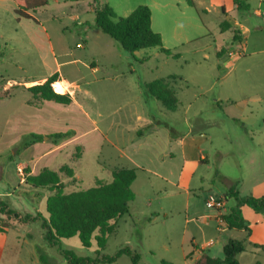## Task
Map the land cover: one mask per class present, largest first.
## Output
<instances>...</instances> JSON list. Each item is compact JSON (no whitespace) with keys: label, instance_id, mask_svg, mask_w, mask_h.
<instances>
[{"label":"rangeland","instance_id":"1","mask_svg":"<svg viewBox=\"0 0 264 264\" xmlns=\"http://www.w3.org/2000/svg\"><path fill=\"white\" fill-rule=\"evenodd\" d=\"M141 1L110 3L118 17H125L128 10L152 3ZM47 2L46 6L31 13L50 36L55 59L41 46L40 27L33 20H22L18 24L11 1L0 0V51L3 53L0 100L4 93L10 94L0 102V191L8 188L13 192L10 203L20 215L40 214L47 218L45 199L51 192L48 188L33 189L26 185L27 175H37L43 169L52 170L58 174L63 191L71 193L93 187L96 180L109 182L113 169L134 168L136 179L132 190L135 199L129 203V213L117 220L115 232L108 237L102 254L110 256L128 246L139 255V264H191L197 252L221 257V243L228 238H240V234L216 227L211 218L216 211L203 203L205 193L217 194L222 190L225 184L220 171L242 176L243 193L251 184L245 179L247 173L252 171L250 182L264 179V32L256 29L260 20L253 13L255 6L248 11H238L236 15L239 35L247 45L243 55L231 68H217L210 50L209 59L201 61L200 66L185 62L199 59L192 51L205 47L207 39L178 46L176 50L184 53L179 59L163 55L158 48L143 49L131 55L95 28L93 10L101 5L98 0ZM189 15L197 17L195 11L185 7L179 17ZM153 18L156 30L161 23L154 9ZM85 35L88 43L79 49L76 44L83 43ZM164 39L169 44L165 35ZM223 39L224 43L231 42L227 35ZM64 51L70 55L64 56ZM91 57L99 67L97 75L110 71L124 73L108 86L94 83L89 96L77 98L83 111L96 121L109 139L115 131L134 125V111L140 100L143 102L140 82L168 81L180 105L174 111H167L160 102L147 99L146 107L173 133L188 137L193 146L188 160H197L200 155L206 157L207 162L194 165L190 179H180V171L185 166L179 148L176 150L175 145L165 142L162 136H147L137 147L131 144L126 149L131 158L127 159L109 142L97 138V133L71 105L36 104V130L42 138L34 146L22 145L25 138L26 143L31 138L16 135L12 117L32 110L23 104L30 94L8 82L38 80L54 72L56 64L61 66L62 73L73 79L83 75L90 79L89 71L81 67V62ZM71 60L77 63L63 67L62 63ZM75 67H79V72ZM172 76L175 79H167ZM66 125H73L72 130L77 128L87 134L75 136V131L64 130ZM64 132L71 134L68 139L50 138ZM227 150L233 154L221 157L220 153ZM169 151L173 153L171 159L166 154L164 162L157 160L158 154ZM249 162L254 163L251 166ZM187 167L193 168V164L188 163ZM227 204L231 205L232 201L227 199ZM2 217V227L10 229L2 264H41L40 255L44 256L46 264H66L56 248L44 242L39 222L22 224L12 217ZM15 236L17 245L14 244ZM210 241L213 243L211 252L205 248V243ZM60 248L71 250L78 257H95L96 244L92 240L91 246L86 248L77 237H71L61 239ZM260 255L247 252L241 254L240 261L249 264ZM113 264L131 263L126 256H120Z\"/></svg>","mask_w":264,"mask_h":264},{"label":"trees","instance_id":"2","mask_svg":"<svg viewBox=\"0 0 264 264\" xmlns=\"http://www.w3.org/2000/svg\"><path fill=\"white\" fill-rule=\"evenodd\" d=\"M16 9L14 13L18 18L35 20L27 12L35 11L47 5V0H14ZM237 11H247L248 5L244 0H234ZM94 26L102 34L112 39L117 46L131 55L143 49L158 48L159 52L173 59H178L179 54L173 53L162 45L161 37L151 28V12L145 5H138L127 16L118 17L114 11L104 4L95 10ZM225 23H221L223 29ZM234 33L232 40L235 39ZM3 53L0 51V59ZM219 56V53H216ZM146 60V59H145ZM169 77L168 79H171ZM57 75L49 76L43 83L25 88L32 101L29 104L36 105L42 102H52L58 105H68L71 102L68 94H57L52 88ZM142 94L146 99H154L162 104L165 110L174 111L180 103L176 98V92L170 87L168 81L155 79L153 81L139 83ZM10 97L4 93L1 99ZM152 121L156 126L165 128L173 138V130L168 125L152 115ZM70 133H57L50 138L57 141L70 137ZM30 142H39L41 136L31 134ZM70 174V172H68ZM136 178L135 169L118 168L111 171V180L103 182L96 180L93 187L71 193L63 191L56 172L43 169L37 175H27L25 183L35 189L48 188L51 192L45 199V212L47 218L40 214L20 215L0 201V215L6 218H14L22 224L39 222L43 231V240L51 248H56L57 253L66 264H113L120 256H126L131 264H139V255L128 246L119 248L113 255H104L102 251L106 246L108 237L114 234L116 222L123 215L129 213V203L135 198L131 185ZM225 199H232L234 206L222 220L226 228L230 230H246V221L242 217L241 209L247 207L254 213L264 209V197H241L234 187L228 189ZM4 219L0 218V232ZM77 237L83 247H90L93 240L96 244L95 257H78L71 250L60 248V240ZM258 247V246H256ZM264 251V247H259ZM245 251L243 241L229 239L222 247L221 258H211L206 255L194 264H239L237 256ZM39 262L46 264L44 256H39Z\"/></svg>","mask_w":264,"mask_h":264},{"label":"crops","instance_id":"3","mask_svg":"<svg viewBox=\"0 0 264 264\" xmlns=\"http://www.w3.org/2000/svg\"><path fill=\"white\" fill-rule=\"evenodd\" d=\"M1 1H11V3L16 9L14 0H1ZM132 1L133 0H98V2H101V5H99V7L104 4H107L113 11H114V8H112V5L110 2H123L124 3V2H132ZM244 1L249 7L248 10L251 8L252 5L255 6L252 9L253 13L255 14L257 19L260 20V24H258L256 29L259 30V32H264V0H258L259 2H249V0H244ZM141 2H152L151 4L150 3L146 4L151 12V28L154 32L160 35L163 47L164 48L166 47V49L169 48L168 50L170 51L171 50L177 51L178 53L177 52L176 53L179 54V58L183 57L184 53H182L179 50H176L178 46H181L182 44H190L199 39H207V42L205 43V47L194 49V50L192 49L193 51L191 50L193 54H197L199 56V59L195 61L194 60L192 61L190 59L185 60V62H187L188 64L189 62L190 63L192 62V64H194L195 66H200L201 61H206L209 59L208 50H210V53H212L214 57V65L217 66V68H220L221 66L225 68H231L234 65V62L241 55H243V51L246 50L247 48L244 38L241 35H239V31H238L239 28L237 26L238 23L236 21V15L238 11L235 8L234 0H142ZM118 7L121 8V5H118ZM185 7H189L190 9L195 11V13L197 14V17L194 18L191 15L187 16L186 18H183L182 16L179 17L181 13L185 10ZM15 9H13V11ZM153 9L159 15V21L161 23L159 28L156 30L153 28V20H154ZM127 12L128 13H126V15L129 14L131 10H128ZM27 14L35 20L34 22L35 25L37 27L38 26L40 27V30H39L40 34L38 35L39 36L38 38L40 41L42 40L41 46L43 47L44 50H46V52H49L53 56V59H55L53 55L54 46L51 42L50 36L48 35L45 27L41 25L40 21H38L32 15L31 12H27ZM22 20L26 21L28 19L18 18L16 16V21L18 24H20ZM221 23L226 24L223 27V29H221L220 27ZM85 29L86 27H84V30ZM236 32H237V35L235 39L232 40L233 35ZM191 33H193L194 35H192ZM164 35L169 40V44L166 43L167 41L164 39ZM224 35H227L230 38L231 42L224 43V39H223ZM82 42L83 43L76 44V46L78 44H82V47H78L79 49H83L84 45L86 46V44L88 43L87 35H85L84 40ZM234 46H236L235 50L233 48ZM112 48L114 49V47ZM216 53H219L220 55L217 56ZM63 55L64 56L70 55V52L64 51ZM73 62L77 63L75 60H71V61H66L62 64H65V66L63 67H66V66H70ZM81 67L89 71L90 79H85L84 75L83 77L77 76L73 79L67 76L66 74L62 73L61 66L59 64H56L54 72H52L49 75H44L40 77V79L38 80H31L28 82L13 81V82H8V84L10 86L14 85L16 89L20 88L26 91L25 88L43 83L49 76L56 74L57 80L56 82L52 84V88L55 83L56 84L58 83L62 86V90L57 91L53 88L54 92H56L57 94H68L71 99V102L68 105H63V106L71 105L75 107L79 111L83 119L86 121V123H88L89 126L92 128V131H94V133H97L96 137L97 138L101 137V139L103 138L104 141H107L112 146L116 147L123 157H126L127 159L131 158V156L127 154L126 152V149L131 144L132 145L136 144V147H137L140 145V140L147 136L156 137V138L157 136H162L165 142L175 145L176 150L179 148V154L182 157L183 164L185 166L180 171L179 177L181 180H184V178H187V180L190 179L193 176V172H194L193 170L195 169L196 165L202 162H207L206 157L202 155H200L197 160H193V161L190 159L188 160L187 158L189 157V152L193 148V146L190 145L187 140L188 137L187 136L180 137L178 133H173V138H171L168 131L165 128L156 126L153 123L151 117L152 115H154V113L152 114V112L147 110V107H146L147 99L144 97L143 94H142L143 102L142 100L139 99L140 102H139L138 108L135 109L134 114H133L135 115L134 125L132 127H129L127 130L115 131L112 139H109L108 137L106 138L103 131L98 127L96 121L93 120L87 112L83 111L77 98L78 96L80 97L89 96L90 95L89 89L92 85H94V83L95 85L103 84L105 86H108L109 84L113 82L115 83L119 77H122L124 75V73L122 71L120 73H113L112 71H110L108 73L105 72L102 75H97V72L99 71V67L95 63L94 57H91L90 59H84V61L81 62ZM75 68L77 72H79V67H75ZM171 79H175V76H172ZM94 98H95V94H94ZM4 101L5 99L0 100V102H4ZM31 101L32 99L30 96V98L26 99L25 102L23 103L25 107L32 109L30 112L24 113L21 116L16 114L12 117L13 118L12 126L14 130L16 131V135L19 137L28 136V140L29 138H31L30 137L31 134H36V135L40 134L38 130H36V121H35L36 106L33 104H29V102ZM45 103L47 102H42V105ZM38 106H41V104ZM42 121H44L43 116H42ZM69 124H73V123H69ZM76 125L81 130L80 125L79 124H76ZM43 126L44 125H42V127ZM48 126H49V123H46V127ZM72 128H73V125H66L64 130L75 131V136L77 135V133H81V136H83V134H87L86 132L78 131L77 128H75L74 130H72ZM25 140L22 142L23 146H26L27 144L28 146L29 144L30 146L35 145V143L30 142L32 138L29 142L27 141L28 143H26ZM166 154H168L169 159L173 157L172 152L170 151L168 153L163 152L161 154H158L157 160L164 162ZM220 154H221L220 155L221 157H228L232 155L233 152L231 150H227L225 151V153H220ZM188 163H192L193 168L187 167ZM251 163H254V162H249V164ZM120 168H127V167H120ZM129 169H134V168H129ZM156 173L157 172L154 171V174ZM251 173L252 171L250 172V174L247 173L245 176L246 177L245 179L248 181V183H251V184L248 187V189H246L248 191H246V193H243L241 191V183H243L244 181V179H242V176L230 175L226 172L220 171L219 172L220 178L222 179L225 185L223 186L222 190H220L217 193V195L224 196L229 188L234 187L235 191L241 197H247V196H251L254 198L264 197V179L262 180L252 179V182H250ZM131 189H132V185H131ZM208 194H213V193H210V192L205 193L203 197V202H204L206 195ZM13 196H14L13 192H11V190L8 188H6L5 191H0V198L5 200L4 203L8 206V208L10 206L9 208L10 210L15 211V209L12 207L10 203L12 201L11 199ZM230 200L232 201L231 205L227 204V199H226L224 208L220 212H216V213L212 212L211 214V218L215 221L216 227L217 228L218 227L221 228V226L224 227L222 231H225V230L231 231L230 229L226 228L225 224L220 223V219L223 217V215H226L229 212V210L234 206V201L232 199ZM0 201L3 202L2 200ZM241 213H242L243 219L246 221L248 232L246 230H239V231L232 230V231H237L240 234V238H237V239L228 238L227 241L229 239L243 241L244 246H245V251L241 254L249 252L252 255L258 256L261 253L259 259L256 258L254 259L253 262H250L249 264H264V251L259 248V247H264V209H262L258 213H254L247 207H243L241 209ZM0 218H3L2 215H0ZM210 220H211L210 216H207V221H210ZM10 228H13V227H10ZM9 230L10 229L3 228V231L0 232V264H2L3 253L6 251V247L8 246L7 239L9 235ZM227 241L221 243V246H220L221 257H222V247ZM14 244L16 245L18 244L17 236H15ZM212 247H213V243L211 241L205 243V248H208L209 252H211ZM241 254L237 256V261L239 264H242L240 261L242 257ZM201 255H206L210 257L209 255L205 253L197 252L196 255H194L195 257L192 258L191 264H194L201 257ZM221 257H211V258H221Z\"/></svg>","mask_w":264,"mask_h":264},{"label":"built area","instance_id":"4","mask_svg":"<svg viewBox=\"0 0 264 264\" xmlns=\"http://www.w3.org/2000/svg\"><path fill=\"white\" fill-rule=\"evenodd\" d=\"M77 47H82V44H78ZM225 197L217 194H208L204 199V205L206 208L214 210L216 212H220L224 208ZM220 223H223L222 218L220 219Z\"/></svg>","mask_w":264,"mask_h":264},{"label":"bare ground","instance_id":"5","mask_svg":"<svg viewBox=\"0 0 264 264\" xmlns=\"http://www.w3.org/2000/svg\"><path fill=\"white\" fill-rule=\"evenodd\" d=\"M53 88H54L55 90H57V91H61V90H62V86H61L60 84H58V83H57V84L55 83V84L53 85Z\"/></svg>","mask_w":264,"mask_h":264}]
</instances>
